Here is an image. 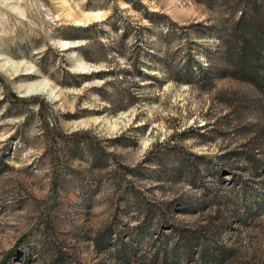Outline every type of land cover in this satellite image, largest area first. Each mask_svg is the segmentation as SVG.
I'll use <instances>...</instances> for the list:
<instances>
[{"label":"rangeland","instance_id":"rangeland-1","mask_svg":"<svg viewBox=\"0 0 264 264\" xmlns=\"http://www.w3.org/2000/svg\"><path fill=\"white\" fill-rule=\"evenodd\" d=\"M0 264H264V0H0Z\"/></svg>","mask_w":264,"mask_h":264},{"label":"trees","instance_id":"trees-1","mask_svg":"<svg viewBox=\"0 0 264 264\" xmlns=\"http://www.w3.org/2000/svg\"><path fill=\"white\" fill-rule=\"evenodd\" d=\"M250 55L252 56L251 53H250ZM241 65H242V67H243L244 69L246 68L248 72H252L251 69H248V68H247V65H248V64H245V65H244V63H242Z\"/></svg>","mask_w":264,"mask_h":264}]
</instances>
